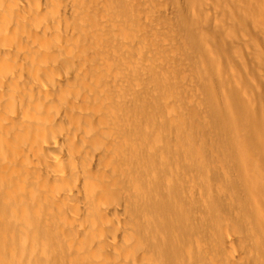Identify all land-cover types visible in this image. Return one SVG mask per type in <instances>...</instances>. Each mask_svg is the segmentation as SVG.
I'll list each match as a JSON object with an SVG mask.
<instances>
[{
  "label": "bare ground",
  "instance_id": "obj_1",
  "mask_svg": "<svg viewBox=\"0 0 264 264\" xmlns=\"http://www.w3.org/2000/svg\"><path fill=\"white\" fill-rule=\"evenodd\" d=\"M263 1L255 11L264 22ZM131 5L0 0V264H264L253 253L264 250L263 118L255 123L235 95L234 122L212 100L208 126L187 110L177 116L233 159L231 191L253 203L244 248L237 228H223L225 206L192 228L185 192L167 178L168 109L155 99L156 72L141 87L139 31L124 23ZM184 136L178 148L202 162L208 147Z\"/></svg>",
  "mask_w": 264,
  "mask_h": 264
},
{
  "label": "rangeland",
  "instance_id": "obj_2",
  "mask_svg": "<svg viewBox=\"0 0 264 264\" xmlns=\"http://www.w3.org/2000/svg\"><path fill=\"white\" fill-rule=\"evenodd\" d=\"M247 1L249 0H131V9L124 21L129 30L132 28L134 33L136 30L139 31L137 49L140 55L142 89L146 90L148 86L147 80L144 79L147 71L156 72V77H159L156 98H154L168 109L165 117L170 120L168 121L171 129L169 137L174 140L173 145L172 143L166 145L161 151L168 154L165 155L167 160L171 159L170 162L168 160L172 167H168L167 178L176 180L174 192L178 194L185 192L187 215L190 214L189 217H192V228L198 226L202 229L201 222H206L210 206L213 205L218 209L219 206H225L224 214L228 221L223 222V228L227 232L237 228L236 235L243 237L241 240L238 236L239 242L244 240L242 242L244 244L247 243L246 239L249 240V237H245L254 231L253 223L248 222V219H253L251 218L253 203L248 202L251 201L249 198L243 203L240 196L231 191L233 159L228 157L231 160L229 162L227 157L220 156V152L216 149L217 144L214 140L213 143L212 139H206L207 137L202 133L203 129L198 128L205 139L201 134L199 135L197 128L190 127V129L189 124L185 131L184 127L177 126L180 120L177 116L180 115L179 111L187 110V114L188 112L190 115L195 114L187 117L191 118L189 122L204 119V123L208 126L211 119L206 116V106L209 100H212L217 110L220 113H230L234 122L237 106L232 96L235 95L242 103L244 102L243 105H246L247 109L251 107L250 110H255V115H259L258 118L256 116L255 119L253 118L254 121L256 120L255 123L264 120V22L256 12L258 0H252L255 4L251 0L252 3L250 4L249 1L247 4ZM247 5L251 7L248 6L247 9ZM241 15L243 20L240 18ZM128 51L130 44L126 53ZM143 79L146 81L144 82ZM163 91L168 98L163 97L165 93ZM154 98L148 97L147 99L151 100L148 102H152ZM204 116L207 118L205 119ZM243 117L244 120L247 119V115ZM156 119L162 120L160 116ZM234 133L237 135L236 126ZM181 135L187 137V144L190 143V146L193 143L200 146V149L208 147L205 151L202 149L203 153H207V156L203 154L206 158H203L202 162L191 157L188 148L187 155L181 151V147L178 148V138ZM191 137H194V140ZM258 150L264 152L260 147ZM215 160L224 167L222 165L218 167ZM238 161L237 159L235 162ZM242 204L246 206L245 216L242 212ZM237 219L247 222L235 227ZM208 227L203 229L205 234H209L212 229L211 226ZM244 244V248L249 246V242L248 245ZM254 250L253 253L256 252L263 258L264 250L260 248ZM257 250L261 251V255Z\"/></svg>",
  "mask_w": 264,
  "mask_h": 264
}]
</instances>
